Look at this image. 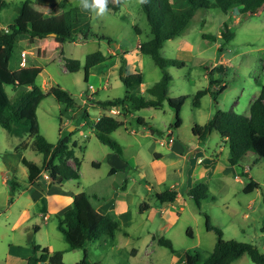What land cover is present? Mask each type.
Segmentation results:
<instances>
[{"label": "rangeland", "instance_id": "rangeland-1", "mask_svg": "<svg viewBox=\"0 0 264 264\" xmlns=\"http://www.w3.org/2000/svg\"><path fill=\"white\" fill-rule=\"evenodd\" d=\"M6 1L10 6L0 11V27L8 26L14 15V5L21 2H25V21L38 24L44 21V7H36L27 0ZM32 1L43 4L65 2L68 7L79 4V0ZM173 1L179 6L184 4L183 0ZM91 20L96 36L88 39L77 36L66 40L57 48L56 59L48 65H43V71L38 75L36 82L45 90L60 84L70 91L79 103L87 97L86 105L91 115L95 116L99 114L96 98L122 97L125 94V86L120 79V60L118 56L111 55V49L119 56H123V52L127 51L134 55L139 54L142 57L140 62L135 61L127 70L132 71L134 67L142 71L144 83L148 86L160 79L162 70L150 55L142 54L139 50L140 43L151 36L141 0H123L118 10L107 7L102 16L92 12ZM226 26L234 32V37L229 43H224L220 38L221 31L225 30ZM102 34L109 36L111 42L102 39ZM205 34L215 38H209ZM96 51H102L107 59L103 64L92 67L88 80L85 81L86 56ZM161 53L165 58L185 61L183 67H169L173 77L169 96H188L180 112V128L173 126L174 132L167 137H173L182 147L183 153H186L190 146L201 144V150L208 154L207 157H214V171L207 181L198 182L206 185L204 188L199 187L202 193L200 206L189 194L194 186L189 187L177 181L176 177L172 178L170 174V177L148 188L147 179L154 178L152 148L163 140L157 136L156 129L167 131L175 122V111L167 102L160 109H133L126 118V112L122 111L124 114L119 116L125 120L129 129L121 126L113 134L114 137L112 134L111 136L121 144L125 156L130 157L131 169L120 170L118 174L113 175L109 186L113 183L122 184L124 176L128 178V196L124 202L126 209L118 218L121 222L120 229L113 235L106 233L98 240L88 243L89 258L98 264H186L187 250L198 248L203 256H207L214 248L217 234L214 230H207L206 216L212 225L222 229L224 239L250 242L264 250V158L254 152H248L239 163L231 165L228 161L231 156L229 144L222 141L216 130H208L205 140L199 142L194 138L192 131L195 124L205 126L218 110L233 109L238 113H249L251 102L260 93V84H264V4L256 12L248 14L241 13L237 8L228 13L216 8L199 9L184 33L165 41ZM65 57L79 59L80 70L68 72ZM210 81H215L213 89L223 83L228 86L218 95L217 101L208 93L201 99L200 106H194V94L209 86ZM6 88L10 92V89ZM37 115L40 130L49 141L55 143L58 140L60 129L64 135L70 136L71 147L72 143L77 141L74 154L80 160V178L70 180L66 188L74 191L83 188L89 190L94 179L107 177L113 157L107 154L110 148L95 136L89 124H81L84 118L78 110L67 108L50 94L40 102ZM137 116H143L146 123L138 124ZM24 138L25 136L12 135L0 126V264H6V253L12 241L18 240L24 247L26 239L30 238L26 227H32L33 220L41 227V230L33 235L35 243L42 247L63 250L64 262L74 264L83 258L84 250L69 249L63 232L54 226L58 224L56 215L53 214L47 225L34 214L20 226L13 227L20 211L16 209L18 207H13L11 211L8 208L11 190L10 182L6 183V180L15 176L26 183L28 170L21 161L23 156L40 165L43 162V154L31 148L21 152L14 150ZM130 144L140 146L141 150L134 153L135 150ZM93 159L99 160L101 166L94 167ZM206 163L204 161L202 164L208 167L209 164ZM166 169L170 171L169 166H166ZM141 173L145 175L142 176ZM251 179L258 181L259 186L251 192H245L244 187ZM174 187L181 193V198L174 207H183L179 217L174 215L176 219L171 217L170 221L164 223L162 218L167 219L170 213L163 211V207L169 204L160 202L155 192ZM120 190L122 189L119 188ZM145 200L150 204V208L141 212L139 205ZM190 227L193 230L192 236L188 234ZM160 237L171 239L175 251L160 245ZM133 250H136L135 253ZM231 264L256 263L248 254H244Z\"/></svg>", "mask_w": 264, "mask_h": 264}, {"label": "trees", "instance_id": "trees-1", "mask_svg": "<svg viewBox=\"0 0 264 264\" xmlns=\"http://www.w3.org/2000/svg\"><path fill=\"white\" fill-rule=\"evenodd\" d=\"M27 2L36 7H44L42 23L25 21V2H21L14 5V15L8 26L0 27V126L12 135L25 136L14 147L16 152L31 148L43 154V162L40 165L25 156L21 158L28 170L27 181L23 183L15 176L9 180L10 200L17 190L38 180L43 172L49 174V183L61 184L80 177V160L74 154L76 142H73L71 147L70 136L64 135L61 129L58 140L55 143L49 141L40 130L37 115L40 102L50 94H53L67 108H73L77 104L76 99L60 84L52 85L45 90L37 84L36 79L43 71V65H48L56 59L58 56L56 50L60 43L77 36L83 39L96 36L91 20L92 11L83 10L80 3L68 7L65 2L50 4L32 0ZM183 2L182 6L177 5L173 0H143L141 2L142 10L147 15L151 36L140 43L139 50L143 54L150 55L161 68L160 79L149 86L146 94H143L141 92L142 71L127 73L122 64L120 79L124 83L125 94L122 97L95 101L96 105L102 109V113L94 123L95 135L119 156H123L122 146L112 138L111 134L125 125V121L119 116L124 114L122 111L127 114L130 110L146 107L160 109L167 102L176 113L175 122L170 126L179 128L182 124L180 112L188 96H169V87L173 81L169 67H183L185 61L165 58L161 53L164 42L184 33L199 9L216 8L228 13L237 8L241 13L248 14L256 12L264 4V0H183ZM122 3L123 0H108L107 7L118 10ZM9 6L8 1L0 0V11ZM205 36L214 37L208 34ZM233 37L234 32L228 26L221 31L220 38L224 40V43H229ZM101 38L111 42L107 35L102 34ZM24 52L25 55H23ZM106 59L102 51L92 52L86 56L85 81L88 80L90 69ZM65 66L68 72H77L81 68V62L79 59L65 57ZM214 83L215 81H210L209 86L199 89L194 94V106H200L201 99L208 93H211L217 101L218 95L228 86L223 83L213 89ZM260 85V93L252 101L248 114L238 113L233 109L218 110L209 118L205 126L195 124L192 128L193 134L201 141L205 140L208 130H216L222 141L229 144L231 156L228 161L231 165L239 163L248 152H254L264 158V84ZM6 87L10 89V92ZM111 107H120V113L110 114ZM137 121L142 125L145 123L141 117H137ZM156 130L160 131V129ZM155 156L158 157V153H155ZM72 159L74 163H71ZM205 186V184H197L189 191L198 206H200L202 195L199 187ZM258 186L259 182L251 179L244 187V191L251 192ZM177 195L178 192L174 188L155 192L156 198L162 203L173 202ZM149 207L150 204L145 200L140 203L139 210L143 212ZM57 218L58 227L63 232L69 248L84 250L83 258L74 264H98L89 258L88 243L98 240L106 233L113 235L120 227L119 221L112 213H102L93 206L85 191L76 193L72 207ZM206 228L208 231L214 230L217 234L214 248L207 256H203L198 248L187 250L186 264H231L244 254H248L256 264H264V250L257 245L233 238L224 239L222 229L212 225L207 216ZM188 234L190 236L193 234L191 227L188 229ZM158 243L175 251L173 242L169 238L160 237ZM33 249L34 253L27 258V264H38L41 261H47L49 264H67L63 260V250H50L47 246L41 247L39 244H34Z\"/></svg>", "mask_w": 264, "mask_h": 264}, {"label": "crops", "instance_id": "crops-1", "mask_svg": "<svg viewBox=\"0 0 264 264\" xmlns=\"http://www.w3.org/2000/svg\"><path fill=\"white\" fill-rule=\"evenodd\" d=\"M53 42L55 41L53 40ZM62 44L63 43H61L59 47H61ZM110 53L111 55L118 56L120 60L119 68L121 67L122 64H124L125 71L127 73L136 71L137 69H135L134 67L132 71L127 70V69H130V67L134 65L135 61L139 60L140 62V59L142 58L139 54L134 55V53H132L131 51L123 52V56H119V54L114 49H111ZM104 62L100 64H103ZM144 82L145 81L143 77V83L141 85V92L143 94H146V90L149 86L147 83L145 84ZM112 98H115V97H112ZM87 100H88L87 97L83 99L82 103H79L76 100L77 104L72 109L74 111L78 110L80 112L81 117L84 118L81 124L83 126H85V124H89L92 127L94 134H95L94 123L97 120V117L101 114L100 112L102 111V109L99 108L98 115L92 116L91 115L92 113L89 112L90 110L86 105L88 103ZM96 100H99V98H96ZM130 112L131 110L128 111L127 114ZM126 115L124 118H126ZM137 117H141V119L146 123V120L143 116H137ZM138 124L140 123L138 122ZM124 127L126 129H129L126 124L124 125ZM115 131L112 133L113 137H114L113 134L115 133ZM151 131L153 132V130ZM173 132L174 131L171 126L168 127L167 131L163 129H160V131L156 130L157 136L159 135L161 137V140L164 139V136L166 138L169 133H173ZM194 138H196L198 142L201 141L195 135H194ZM74 142H76L77 144L76 140ZM165 144L166 143H163V140H162V142L159 143L158 146L152 148L154 159L151 160V164L153 166V175L155 179L154 178L153 180L147 179L148 184L146 183V185L148 188L152 187L154 183L161 182L166 177L167 178L170 177V175L172 178L176 177V179H178L177 181H181L189 187L195 186L196 184H198L200 180H205V181L208 180V178L212 174V171H214L215 162H214V157H207L208 154L205 153L204 150H201V144L197 143V144L190 146L187 149L186 153L182 152L183 151L182 147L179 146V144L175 142V140L172 144V147H170L168 144L167 145ZM130 147H133V149L135 150L134 153H137L138 150H141V147L135 144H130ZM109 150L110 151H108L107 154L113 157L109 164L110 167L108 170L107 177L103 179H99V178L94 179L93 183L90 184L89 186V190H86L85 188L80 189V190L85 191L87 193L93 206L98 211L102 213H112L117 218L121 226V222L118 218L120 217L121 212H125V209H126L124 202L128 196V178L124 176L122 178L123 179L122 184L113 183L110 186L109 184L112 181V176L115 174H118L120 170L131 169L130 157L129 156L126 157L124 152H123V156H119L112 149H109ZM155 153H158V157L155 156ZM165 154L169 156L166 157ZM204 161L207 162L206 163L207 165L209 164L208 167L202 164L204 163ZM71 163H74L73 159L71 160ZM92 165L94 167H100L101 162L99 160L93 159ZM166 166H169L170 171L166 169ZM79 173H80V169H79ZM44 174L45 172H43L40 175L38 180L34 181L33 183L27 185L24 188L17 190L15 194L13 195L12 200H10V198L8 199V202H9L8 208L10 209V211L12 210L13 207H18L16 209L20 211V216H18V218L16 219L14 226H13L14 228L20 226V224L23 223L25 220L31 219V217L34 214H36L38 217L42 219L44 225H47L49 220L52 219L53 214L56 215L57 217L59 215H62L67 209L72 207L74 195L78 192H81L79 189L74 191L72 189L66 188V184L69 183L70 180L64 183H61V184L51 183V182L49 183V179H45ZM141 175L144 176L145 174L141 173ZM71 180H77V179H71ZM8 182L9 180H6V183ZM119 188H121L122 190L119 191ZM132 189H135V188L132 187ZM136 189L139 190L138 188ZM174 189H176V187H174ZM180 198H181V193L178 192L177 198L173 202H163V203L169 204L166 207H163V211L170 213V215L167 217V219L162 218V222L166 223V221H170L171 217L176 219L175 216L177 217L180 216V213H181L180 209L183 206L178 207V208L174 207V204H176V202H179L178 200H180ZM54 226H56L59 229L57 223ZM26 228H27V235H29L30 238L26 239L24 247L22 246L21 242L18 240L11 242V245L8 248L7 253H6V264H27V258L33 255L34 253L33 246L34 244H36L34 241L35 239H33V235H35L34 233L39 232L41 230V227L39 226L37 222L33 220L32 227L28 226ZM47 247L50 250H58L55 248H51L49 246ZM135 251L136 250H133L134 253ZM38 264H49V263L47 261H41Z\"/></svg>", "mask_w": 264, "mask_h": 264}, {"label": "clouds", "instance_id": "clouds-1", "mask_svg": "<svg viewBox=\"0 0 264 264\" xmlns=\"http://www.w3.org/2000/svg\"><path fill=\"white\" fill-rule=\"evenodd\" d=\"M79 3L83 10H91L96 15L102 16L107 11L108 0H79Z\"/></svg>", "mask_w": 264, "mask_h": 264}, {"label": "built area", "instance_id": "built-area-1", "mask_svg": "<svg viewBox=\"0 0 264 264\" xmlns=\"http://www.w3.org/2000/svg\"><path fill=\"white\" fill-rule=\"evenodd\" d=\"M23 55H25V52L23 53ZM90 87H93V86H90ZM119 109H120L119 107H111V108H109V113L114 114V115L119 114L120 113ZM99 116L97 117V120H98ZM173 142H174L173 137H170V138L167 137L166 139L165 138L163 139V143H167L170 147H172ZM44 178L49 179L50 178L49 174L45 173Z\"/></svg>", "mask_w": 264, "mask_h": 264}]
</instances>
